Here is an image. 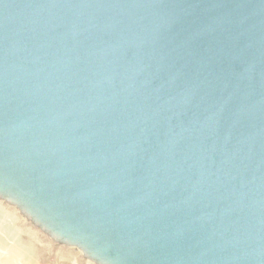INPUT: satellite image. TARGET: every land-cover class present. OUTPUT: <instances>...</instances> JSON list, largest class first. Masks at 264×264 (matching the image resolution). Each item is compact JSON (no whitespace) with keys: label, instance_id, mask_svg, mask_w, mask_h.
I'll return each mask as SVG.
<instances>
[{"label":"water","instance_id":"1","mask_svg":"<svg viewBox=\"0 0 264 264\" xmlns=\"http://www.w3.org/2000/svg\"><path fill=\"white\" fill-rule=\"evenodd\" d=\"M0 202L94 264H264V0H0Z\"/></svg>","mask_w":264,"mask_h":264},{"label":"rangeland","instance_id":"2","mask_svg":"<svg viewBox=\"0 0 264 264\" xmlns=\"http://www.w3.org/2000/svg\"><path fill=\"white\" fill-rule=\"evenodd\" d=\"M0 264L94 263L75 248L54 245L17 210L0 202Z\"/></svg>","mask_w":264,"mask_h":264}]
</instances>
